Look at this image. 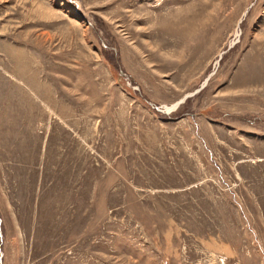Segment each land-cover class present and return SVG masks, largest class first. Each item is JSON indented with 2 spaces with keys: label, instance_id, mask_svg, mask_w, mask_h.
<instances>
[{
  "label": "rangeland",
  "instance_id": "374dc122",
  "mask_svg": "<svg viewBox=\"0 0 264 264\" xmlns=\"http://www.w3.org/2000/svg\"><path fill=\"white\" fill-rule=\"evenodd\" d=\"M0 264H264V0H0Z\"/></svg>",
  "mask_w": 264,
  "mask_h": 264
},
{
  "label": "bare ground",
  "instance_id": "6f19581e",
  "mask_svg": "<svg viewBox=\"0 0 264 264\" xmlns=\"http://www.w3.org/2000/svg\"><path fill=\"white\" fill-rule=\"evenodd\" d=\"M189 23H190V22H189ZM191 26H192L193 28H195L194 25H191ZM184 99H185V98H182L179 102H177V103H175V104H173V105H171V106H168V107H167V110H168V111H173V110L177 109L178 106H179L181 103L184 102Z\"/></svg>",
  "mask_w": 264,
  "mask_h": 264
},
{
  "label": "water",
  "instance_id": "95a60500",
  "mask_svg": "<svg viewBox=\"0 0 264 264\" xmlns=\"http://www.w3.org/2000/svg\"><path fill=\"white\" fill-rule=\"evenodd\" d=\"M248 12V10L246 11V13Z\"/></svg>",
  "mask_w": 264,
  "mask_h": 264
}]
</instances>
